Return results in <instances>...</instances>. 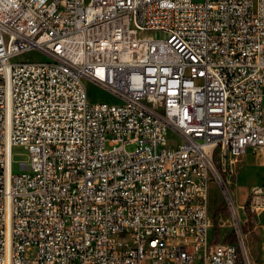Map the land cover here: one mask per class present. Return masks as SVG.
Returning <instances> with one entry per match:
<instances>
[{"label":"built area","instance_id":"obj_1","mask_svg":"<svg viewBox=\"0 0 264 264\" xmlns=\"http://www.w3.org/2000/svg\"><path fill=\"white\" fill-rule=\"evenodd\" d=\"M258 150L264 0H0V264H264V180L242 206L259 261L225 175ZM212 182L234 242L211 237Z\"/></svg>","mask_w":264,"mask_h":264},{"label":"rangeland","instance_id":"obj_2","mask_svg":"<svg viewBox=\"0 0 264 264\" xmlns=\"http://www.w3.org/2000/svg\"><path fill=\"white\" fill-rule=\"evenodd\" d=\"M155 37H160L163 34L160 32L154 33ZM36 57L38 59H46L47 57L39 51H30L25 54L17 55L13 61H20ZM87 88L88 100L90 103L107 101L118 102V98L106 88L100 86L91 80H85ZM136 145H129L128 149L133 150ZM14 172H21L20 161L27 160L26 150L23 146H15L13 149ZM264 161V153L260 150L256 152H248L241 155L232 168L228 169L225 174L231 184L234 192V199L237 207L240 209V216L242 218V225L247 222L248 213L242 208L246 202L250 190L264 180V169L262 162ZM209 212L211 216L212 228L211 237L217 241H236L238 239V232L234 225V221L229 213L226 200L223 192L215 183H211L210 188ZM264 218H259L263 220ZM252 223L253 225H251ZM248 223L246 231L241 229L245 237V241L250 251V255L255 260H262L261 245L262 233L260 227L255 223ZM232 236L231 238H229Z\"/></svg>","mask_w":264,"mask_h":264},{"label":"bare ground","instance_id":"obj_3","mask_svg":"<svg viewBox=\"0 0 264 264\" xmlns=\"http://www.w3.org/2000/svg\"><path fill=\"white\" fill-rule=\"evenodd\" d=\"M124 237H132V230L127 227H119L113 231V244H122Z\"/></svg>","mask_w":264,"mask_h":264},{"label":"trees","instance_id":"obj_4","mask_svg":"<svg viewBox=\"0 0 264 264\" xmlns=\"http://www.w3.org/2000/svg\"><path fill=\"white\" fill-rule=\"evenodd\" d=\"M248 223H250V221H247L246 223L243 224V231H246L248 228ZM251 225H253L252 223H250ZM232 236H230L229 238H231Z\"/></svg>","mask_w":264,"mask_h":264}]
</instances>
